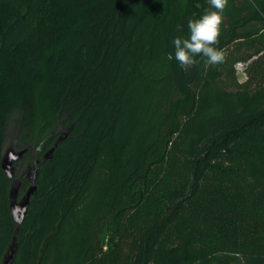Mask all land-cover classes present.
Instances as JSON below:
<instances>
[{"label":"trees","instance_id":"1","mask_svg":"<svg viewBox=\"0 0 264 264\" xmlns=\"http://www.w3.org/2000/svg\"><path fill=\"white\" fill-rule=\"evenodd\" d=\"M209 8L0 0V264L17 227L12 264H264V0H229L224 63L184 70L173 39ZM10 125L16 176L64 137L21 224Z\"/></svg>","mask_w":264,"mask_h":264},{"label":"clouds","instance_id":"2","mask_svg":"<svg viewBox=\"0 0 264 264\" xmlns=\"http://www.w3.org/2000/svg\"><path fill=\"white\" fill-rule=\"evenodd\" d=\"M210 8L198 19L188 21L189 35L187 38L177 36L173 39L174 57L179 66L187 70L196 65L197 56L204 58L205 67L224 63L226 54L217 47L220 43L224 12L229 0H207ZM197 7H200L198 4ZM182 26H177L180 31ZM167 59L172 60L173 55L168 54Z\"/></svg>","mask_w":264,"mask_h":264},{"label":"water","instance_id":"3","mask_svg":"<svg viewBox=\"0 0 264 264\" xmlns=\"http://www.w3.org/2000/svg\"><path fill=\"white\" fill-rule=\"evenodd\" d=\"M65 136H67V134ZM63 138V136H60L55 141L54 145L45 151L43 159L37 160L32 167H30L24 174L20 176H16V163L24 158L28 151V147L17 148L10 146L4 150L1 159V166L8 178H14L10 190V209L13 220L17 224H21L24 221L30 207L31 198L37 192V178L40 171V165L42 164L43 160H49L53 158L57 146ZM26 178L29 179V185L25 192L20 196L21 187L23 181ZM18 231L19 229L17 227L9 248L10 253L5 257L4 264H12L14 260L17 247Z\"/></svg>","mask_w":264,"mask_h":264},{"label":"rangeland","instance_id":"4","mask_svg":"<svg viewBox=\"0 0 264 264\" xmlns=\"http://www.w3.org/2000/svg\"><path fill=\"white\" fill-rule=\"evenodd\" d=\"M239 62H241V63H244L245 64V67H246V65L248 64V61L247 62H244V61H239ZM237 64H238V62L235 64V68H236V72H237V76H238V79L240 80V81H244V80H246V78H247V73H246V70H245V68L244 69H239L238 67H237ZM10 131H9V135H8V139L6 140V142H5V149L6 148H8V147H10V146H12V147H16V146H14V144H12V136H13V134H14V131H13V129H12V125H10ZM25 164H23L22 165V168H25V166H24ZM16 166H17V163H16ZM19 167H21V166H19ZM17 168V167H16ZM23 193H20V196L22 195ZM104 241H105V243H106V240H107V234L105 233L104 235Z\"/></svg>","mask_w":264,"mask_h":264},{"label":"built area","instance_id":"5","mask_svg":"<svg viewBox=\"0 0 264 264\" xmlns=\"http://www.w3.org/2000/svg\"><path fill=\"white\" fill-rule=\"evenodd\" d=\"M237 67L239 69H244L245 68V64L244 63H241V62H238Z\"/></svg>","mask_w":264,"mask_h":264},{"label":"flooded vegetation","instance_id":"6","mask_svg":"<svg viewBox=\"0 0 264 264\" xmlns=\"http://www.w3.org/2000/svg\"><path fill=\"white\" fill-rule=\"evenodd\" d=\"M27 179V178H26ZM27 181L29 182V179H27ZM24 193V192H23Z\"/></svg>","mask_w":264,"mask_h":264}]
</instances>
